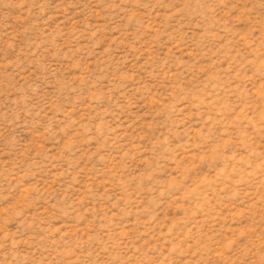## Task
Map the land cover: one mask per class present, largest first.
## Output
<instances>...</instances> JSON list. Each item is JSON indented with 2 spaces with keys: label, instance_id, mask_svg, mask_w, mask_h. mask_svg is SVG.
I'll return each instance as SVG.
<instances>
[{
  "label": "rangeland",
  "instance_id": "374dc122",
  "mask_svg": "<svg viewBox=\"0 0 264 264\" xmlns=\"http://www.w3.org/2000/svg\"><path fill=\"white\" fill-rule=\"evenodd\" d=\"M0 264H264V0H0Z\"/></svg>",
  "mask_w": 264,
  "mask_h": 264
}]
</instances>
